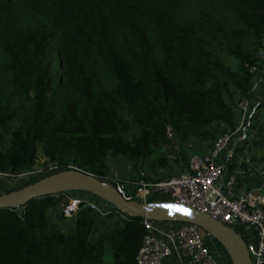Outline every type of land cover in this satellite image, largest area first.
I'll return each mask as SVG.
<instances>
[{"label":"trees","instance_id":"obj_1","mask_svg":"<svg viewBox=\"0 0 264 264\" xmlns=\"http://www.w3.org/2000/svg\"><path fill=\"white\" fill-rule=\"evenodd\" d=\"M262 49L264 0H0V171L41 150L115 186L111 157L203 152L235 126ZM72 193L0 210V264H137L145 220L85 202L68 217Z\"/></svg>","mask_w":264,"mask_h":264},{"label":"built area","instance_id":"obj_2","mask_svg":"<svg viewBox=\"0 0 264 264\" xmlns=\"http://www.w3.org/2000/svg\"><path fill=\"white\" fill-rule=\"evenodd\" d=\"M258 56L262 61V68L259 64L250 67V72L255 75L254 88L264 82V49ZM252 113L251 97H240L235 105V126L219 136L208 153L192 156L186 172L160 180L141 177L137 180L133 193H129L123 183L117 182L116 189L127 200L141 203L173 201L210 215L243 237L249 248L252 264H264V169L259 188L261 195L259 192L236 194L235 178L229 177L223 181L227 159L233 154L237 144L246 137ZM65 170L79 169L69 165ZM16 175L15 172L0 171V180L11 181ZM158 197L164 199H157ZM69 198L64 208V214L68 217L79 210L82 202L94 210L107 209V205L101 206L98 197L93 195L88 198L72 195ZM144 222L147 234L137 255V264H162L164 259L168 260L179 251L184 252L194 264H220L223 254L215 253L206 245L205 236L209 234L202 232L197 225Z\"/></svg>","mask_w":264,"mask_h":264},{"label":"water","instance_id":"obj_3","mask_svg":"<svg viewBox=\"0 0 264 264\" xmlns=\"http://www.w3.org/2000/svg\"><path fill=\"white\" fill-rule=\"evenodd\" d=\"M66 192H87L129 217L153 222L191 223L212 236L227 252L231 264H252L249 248L243 237L231 227L192 206L173 201L141 203L125 199L112 184L81 170H65L35 183L0 195V210L23 207L31 200ZM162 264H168L164 259Z\"/></svg>","mask_w":264,"mask_h":264},{"label":"rangeland","instance_id":"obj_4","mask_svg":"<svg viewBox=\"0 0 264 264\" xmlns=\"http://www.w3.org/2000/svg\"><path fill=\"white\" fill-rule=\"evenodd\" d=\"M239 98L240 97H237L235 99L234 107L237 101L239 100ZM167 132H169V130ZM10 138L11 135L7 133L4 140L5 147L9 146ZM210 149H211V145L209 146L208 144L207 145L205 144L203 147V152H198L197 148H191V144L189 142L186 143L179 142L175 150L172 152V149L166 146L168 161L170 162L168 168L161 167L159 166L158 163H155V165L152 168H150V165L148 163L142 166L140 164L137 165L133 161L121 156L111 157L108 159L109 179L115 183L117 182L123 183L126 186L127 191L131 193L132 191H134L136 187L137 180L141 178L142 175H146L149 179L160 180V179H168L173 176L182 174L187 170L188 166H186L187 165L186 162L188 159H190L194 155H204L208 153ZM150 160H152V158ZM69 165L76 166L74 162H70ZM64 170L65 169H61L54 164L46 165L44 154L40 150L38 156V162L35 167L25 171L17 172L16 177L11 181H8L6 179L0 180V193L8 192V191L11 192L20 189L26 185H30L47 176H50L54 173L61 172ZM81 193L84 194L73 192L71 195H64V198L65 200L66 199L69 200L70 199L69 197H72V195L79 196L80 198L82 197L88 198V196L92 195L87 192L86 193L81 192ZM157 199H164V198L158 197ZM103 202L104 203H102V205L107 203L105 201ZM165 223H170V222H165ZM202 232L205 231L202 230ZM208 237L211 240H214L217 246L222 250L221 253L223 254V256L221 257L220 264H228V259L223 248L212 236L209 235ZM205 243L208 246L207 240H205Z\"/></svg>","mask_w":264,"mask_h":264},{"label":"crops","instance_id":"obj_5","mask_svg":"<svg viewBox=\"0 0 264 264\" xmlns=\"http://www.w3.org/2000/svg\"><path fill=\"white\" fill-rule=\"evenodd\" d=\"M250 97L253 103V113L249 129L246 137L237 144L233 154L227 159L223 181L234 177L236 194L259 192L258 194L261 195L259 188L261 172L264 169V82L257 88L252 87ZM205 240L212 251L221 254L222 250L214 240H211L207 235ZM168 264L194 263L184 252L179 251L168 259Z\"/></svg>","mask_w":264,"mask_h":264}]
</instances>
